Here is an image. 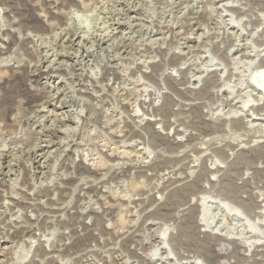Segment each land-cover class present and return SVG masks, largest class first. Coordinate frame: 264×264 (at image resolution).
<instances>
[{
  "label": "rangeland",
  "instance_id": "374dc122",
  "mask_svg": "<svg viewBox=\"0 0 264 264\" xmlns=\"http://www.w3.org/2000/svg\"><path fill=\"white\" fill-rule=\"evenodd\" d=\"M261 48L264 0H0V264H264Z\"/></svg>",
  "mask_w": 264,
  "mask_h": 264
},
{
  "label": "bare ground",
  "instance_id": "6f19581e",
  "mask_svg": "<svg viewBox=\"0 0 264 264\" xmlns=\"http://www.w3.org/2000/svg\"><path fill=\"white\" fill-rule=\"evenodd\" d=\"M74 14H75V12H74ZM86 17L88 18L89 16H86ZM104 39H106V36H105ZM104 39L103 40L101 39V42L105 44V42L107 40H104ZM77 40H78V38H76V40L73 41V42H76ZM255 51H256L257 54L256 55L254 54V56H256L258 58L264 56V48H261L259 50L256 49V50H254V52ZM6 60H8V59L4 58L2 60V62L6 61ZM55 61H56V59L51 61L52 64H50L49 66L52 67L51 65H54V63H57ZM255 62H256V59L255 60L251 59V61L247 64V71H252L250 73V76H248L250 78H248V80H243V81L239 82L240 84H238V85H240L242 87L243 86H247L246 87L247 90H245L244 94H241V97H240L241 101H239L240 100L239 99L238 100L239 104L236 103V104H238V106L235 105L234 109H231L230 111L226 112L227 116H231V117H234V116H236V117H238V116L242 117L243 116L244 117V114H245L249 118L248 120H249V124L250 125L254 124L253 122L262 121V118L258 117V116L248 115L245 112L247 110H251V109H253V108L257 107V106H260L262 103H264V68L255 66L257 64H255L253 66V64ZM213 70H215V69H213ZM205 71H207V70H205ZM198 78L200 80L201 78H203V76H199ZM40 111L45 112L44 109L40 110ZM46 148H48V150H49L50 149V145H46V146H43V147L41 146V149L40 148L39 149L45 151ZM40 156H41V159L37 160L36 164H38L39 167H43L42 165L45 164V162H47L48 157H46V154L45 155L41 154ZM42 160H44L43 164H42ZM206 195H203V197H199L198 201H196L199 204L198 206H199V210H200L199 211V216H198L199 225H201L204 228V230L207 231V232H210V233L212 232V234L214 232V234H219V235L222 236L223 233L220 232V231H222L223 229L221 230L222 226L219 224L220 223V220H219L220 219V217H219L220 213L222 212V215L227 216L226 212L228 211V213L233 214V216H235V217H240V218L242 217L243 218L244 216L242 214V210H240L239 208H236V207H232V205H229L228 202H223V200H220L221 201L220 202L216 198L215 199H211L210 197H212V196L208 197ZM263 215H264V208H263V211H262V216ZM244 219L245 218H243V220ZM245 225H246L245 227H247V230L250 232V234H253V236H251V237L259 238V239H263L264 238V230H263V228L261 226V225H264V217H262L259 222L255 221L254 223L251 220H248ZM163 233H164L163 234L164 236H166L168 234L167 231H164ZM49 239H51V238H49ZM248 240H250V238H248ZM166 243H167L166 239L162 238V245L163 246H160V245L157 246L156 249L154 251L150 252L148 255L153 257V258H155L156 255H158L159 250L160 249L163 250L166 247L165 246ZM249 243H250V241H248V244Z\"/></svg>",
  "mask_w": 264,
  "mask_h": 264
}]
</instances>
